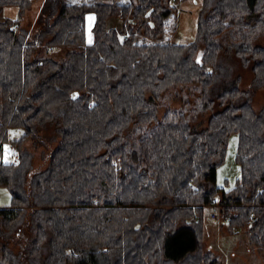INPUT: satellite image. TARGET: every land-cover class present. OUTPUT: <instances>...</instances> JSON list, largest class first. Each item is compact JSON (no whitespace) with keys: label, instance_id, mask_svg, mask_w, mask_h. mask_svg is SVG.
Masks as SVG:
<instances>
[{"label":"trees","instance_id":"obj_1","mask_svg":"<svg viewBox=\"0 0 264 264\" xmlns=\"http://www.w3.org/2000/svg\"><path fill=\"white\" fill-rule=\"evenodd\" d=\"M37 1L0 0V152L19 154L0 160V264H216L208 208L264 248V0H202L187 44L177 0H41L25 23Z\"/></svg>","mask_w":264,"mask_h":264},{"label":"rangeland","instance_id":"obj_2","mask_svg":"<svg viewBox=\"0 0 264 264\" xmlns=\"http://www.w3.org/2000/svg\"><path fill=\"white\" fill-rule=\"evenodd\" d=\"M108 1V0H105ZM42 1L38 0L30 9L25 18V23L35 22L39 13ZM176 6L179 10V26L177 33L172 37V41L187 44L192 41L197 31V20L199 11L202 6V0H177ZM1 18H18V10L16 7L4 8ZM94 16L89 15L87 20L88 38L91 40V27L93 25ZM112 27L119 26V20H113L110 24ZM68 48H63L60 55H64ZM236 72L241 75V87L246 89L251 80L252 72L250 69H245L240 65L236 66ZM254 106L260 109L264 106V88L259 90L254 99ZM206 125V120H201L196 128L199 129ZM22 134L21 129H10L9 137L18 138ZM238 136L232 135L228 145V151L224 163L217 170V181L220 187L233 188L236 185L237 179L241 175L240 166L237 163ZM41 148L38 149V156L35 160L36 165L40 164ZM19 154L17 150L9 143L5 144L0 152V160L4 162L18 161ZM11 203V194L5 186L0 185V206L5 207ZM212 211L207 209L204 226L203 247L201 253L203 256L209 253L208 261L215 260L216 264H264V248L250 245L249 237L245 230L231 232L222 222H216L217 225L211 226L208 220H211ZM222 225V226H221ZM221 226V230H217ZM217 227V228H215Z\"/></svg>","mask_w":264,"mask_h":264},{"label":"built area","instance_id":"obj_3","mask_svg":"<svg viewBox=\"0 0 264 264\" xmlns=\"http://www.w3.org/2000/svg\"><path fill=\"white\" fill-rule=\"evenodd\" d=\"M213 207H214V209H215V208L219 207V205H218V204H214ZM251 216H253V214H251ZM211 219H212V221H214L215 223L221 221L218 212L215 211V210H214V212L211 214ZM221 222H222V221H221ZM225 222H226V223L229 222V218H226V219H225ZM234 231H239L238 227H235V230H234Z\"/></svg>","mask_w":264,"mask_h":264},{"label":"crops","instance_id":"obj_4","mask_svg":"<svg viewBox=\"0 0 264 264\" xmlns=\"http://www.w3.org/2000/svg\"><path fill=\"white\" fill-rule=\"evenodd\" d=\"M18 10V9H17ZM93 23H94V21H93ZM93 26V25H92ZM92 28V27H91ZM196 35V34H195ZM194 38H195V36L192 38V41L194 40ZM191 41V42H192ZM190 43V42H189ZM181 44V43H180ZM16 161H14V162H11V163H15ZM208 222H210L211 223V226H215V225H217V223H215L214 221H211V220H208ZM222 225H223V223H222ZM221 225V226H222ZM221 226L219 227V228H217V227H215V228H217V230L219 231V230H221Z\"/></svg>","mask_w":264,"mask_h":264},{"label":"water","instance_id":"obj_5","mask_svg":"<svg viewBox=\"0 0 264 264\" xmlns=\"http://www.w3.org/2000/svg\"><path fill=\"white\" fill-rule=\"evenodd\" d=\"M75 96H76V95H74V97H73V98H75Z\"/></svg>","mask_w":264,"mask_h":264}]
</instances>
